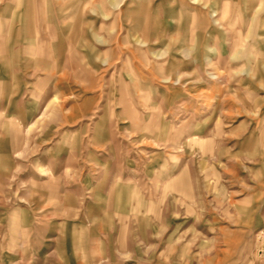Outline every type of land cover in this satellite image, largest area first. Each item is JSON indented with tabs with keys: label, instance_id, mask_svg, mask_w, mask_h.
I'll use <instances>...</instances> for the list:
<instances>
[{
	"label": "rangeland",
	"instance_id": "obj_1",
	"mask_svg": "<svg viewBox=\"0 0 264 264\" xmlns=\"http://www.w3.org/2000/svg\"><path fill=\"white\" fill-rule=\"evenodd\" d=\"M0 264H264V0H0Z\"/></svg>",
	"mask_w": 264,
	"mask_h": 264
}]
</instances>
